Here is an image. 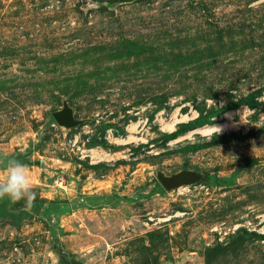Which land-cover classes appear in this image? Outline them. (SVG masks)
Instances as JSON below:
<instances>
[{"label": "rangeland", "instance_id": "obj_1", "mask_svg": "<svg viewBox=\"0 0 264 264\" xmlns=\"http://www.w3.org/2000/svg\"><path fill=\"white\" fill-rule=\"evenodd\" d=\"M263 98L264 0H0V183L15 159L36 193L0 199V264H264L220 241L264 216ZM229 110L239 131L174 142ZM180 170L218 182L165 191Z\"/></svg>", "mask_w": 264, "mask_h": 264}, {"label": "bare ground", "instance_id": "obj_2", "mask_svg": "<svg viewBox=\"0 0 264 264\" xmlns=\"http://www.w3.org/2000/svg\"><path fill=\"white\" fill-rule=\"evenodd\" d=\"M238 113L239 112L237 111L235 112L231 110L225 111L218 121H215L211 124H204L198 127H194L183 136L177 137L174 142H179L184 139H190L196 135L207 137L212 136L213 134H223L226 132L239 131L246 124V116L248 115V112L244 110L240 116H237ZM191 118H193V114H191ZM187 119H189L188 116L178 114L177 111H175L168 121H165L162 118L158 121L163 129H166L169 133H173L174 131H176L177 124L182 123ZM127 130L129 134L125 138L114 139V143H117L119 145H126L130 142H135L136 139L132 136V133L136 130L135 125L132 124L128 126ZM96 158H98L99 161L103 160L104 158L106 159V157L101 158V155L97 156ZM181 190H184V188H178V191Z\"/></svg>", "mask_w": 264, "mask_h": 264}, {"label": "water", "instance_id": "obj_3", "mask_svg": "<svg viewBox=\"0 0 264 264\" xmlns=\"http://www.w3.org/2000/svg\"><path fill=\"white\" fill-rule=\"evenodd\" d=\"M52 118L57 126L63 130H71L82 123V120L75 118L73 110L65 99L62 100L61 108L52 113ZM155 176L161 187L167 192L182 187H191L198 183H206L210 186L216 185L209 183L201 172L195 170H180L169 175L162 171H157ZM225 180L226 179H220V183Z\"/></svg>", "mask_w": 264, "mask_h": 264}, {"label": "clouds", "instance_id": "obj_4", "mask_svg": "<svg viewBox=\"0 0 264 264\" xmlns=\"http://www.w3.org/2000/svg\"><path fill=\"white\" fill-rule=\"evenodd\" d=\"M7 178L0 183V199H9L13 203L25 201L26 207H31L36 193L32 190L27 167L15 160L6 161Z\"/></svg>", "mask_w": 264, "mask_h": 264}, {"label": "built area", "instance_id": "obj_5", "mask_svg": "<svg viewBox=\"0 0 264 264\" xmlns=\"http://www.w3.org/2000/svg\"><path fill=\"white\" fill-rule=\"evenodd\" d=\"M254 219L256 221L247 219L244 221V223H237L231 229H227V231L223 232V236L220 237V241H222L227 234L234 233L239 229H243L249 233L257 234L259 236L264 237V216H255ZM213 231L217 232L218 235H220V236L222 234L221 228H218V229L214 228ZM261 241H262V243H264L263 238L261 239Z\"/></svg>", "mask_w": 264, "mask_h": 264}, {"label": "flooded vegetation", "instance_id": "obj_6", "mask_svg": "<svg viewBox=\"0 0 264 264\" xmlns=\"http://www.w3.org/2000/svg\"><path fill=\"white\" fill-rule=\"evenodd\" d=\"M204 175V177H206V179L208 180V182L209 183H211V184H217V180L214 178V177H211V176H208V175H205V174H203Z\"/></svg>", "mask_w": 264, "mask_h": 264}, {"label": "trees", "instance_id": "obj_7", "mask_svg": "<svg viewBox=\"0 0 264 264\" xmlns=\"http://www.w3.org/2000/svg\"><path fill=\"white\" fill-rule=\"evenodd\" d=\"M161 191V190H160ZM243 232H245V231H243ZM248 234V233H247ZM249 235H251V236H253V237H255L257 240H259V239H262L263 238V236H259V235H257V234H249Z\"/></svg>", "mask_w": 264, "mask_h": 264}]
</instances>
